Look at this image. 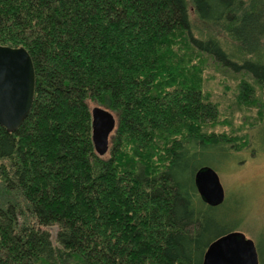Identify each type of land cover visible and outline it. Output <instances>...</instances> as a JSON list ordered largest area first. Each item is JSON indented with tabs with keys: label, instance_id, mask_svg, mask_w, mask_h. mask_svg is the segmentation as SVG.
Wrapping results in <instances>:
<instances>
[{
	"label": "trees",
	"instance_id": "obj_1",
	"mask_svg": "<svg viewBox=\"0 0 264 264\" xmlns=\"http://www.w3.org/2000/svg\"><path fill=\"white\" fill-rule=\"evenodd\" d=\"M0 45L35 72L0 127V264H203L237 231L242 202L208 206L194 176L264 136V0H0ZM94 107L117 122L105 156Z\"/></svg>",
	"mask_w": 264,
	"mask_h": 264
},
{
	"label": "water",
	"instance_id": "obj_2",
	"mask_svg": "<svg viewBox=\"0 0 264 264\" xmlns=\"http://www.w3.org/2000/svg\"><path fill=\"white\" fill-rule=\"evenodd\" d=\"M35 94V72L28 52L0 45V127L13 133L29 114ZM92 142L97 155L108 153L109 138L116 126L114 115L91 109ZM196 190L208 206L223 204L225 192L214 169L204 167L194 176ZM203 264H259L254 242L239 232L225 234L206 249Z\"/></svg>",
	"mask_w": 264,
	"mask_h": 264
},
{
	"label": "rangeland",
	"instance_id": "obj_3",
	"mask_svg": "<svg viewBox=\"0 0 264 264\" xmlns=\"http://www.w3.org/2000/svg\"><path fill=\"white\" fill-rule=\"evenodd\" d=\"M192 24L194 26V34L197 37L207 36L213 33L212 31L214 29L211 27L201 26L194 20ZM222 42L223 48L235 56L236 52H238L237 46L227 38ZM231 79L230 75L228 81L233 83ZM217 80L215 82L220 87L221 83H229L223 79ZM260 90L263 91L264 87H260ZM261 98L264 100L263 96ZM253 113L257 114V111L254 112L253 110ZM240 119L242 118L236 119V127L240 125L239 123H243ZM115 130L116 126L109 138V148ZM261 131L258 130L255 132L256 137H258L257 145H254L252 148L249 146L245 150L237 153L238 161L235 166H230L224 162L220 164L219 168H214V170L224 189L226 200H229L231 203L232 201L242 202L243 212L237 231L243 233L246 238L251 239L264 253V136H259Z\"/></svg>",
	"mask_w": 264,
	"mask_h": 264
},
{
	"label": "flooded vegetation",
	"instance_id": "obj_4",
	"mask_svg": "<svg viewBox=\"0 0 264 264\" xmlns=\"http://www.w3.org/2000/svg\"><path fill=\"white\" fill-rule=\"evenodd\" d=\"M226 200V198L224 199V201Z\"/></svg>",
	"mask_w": 264,
	"mask_h": 264
}]
</instances>
